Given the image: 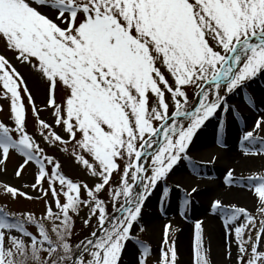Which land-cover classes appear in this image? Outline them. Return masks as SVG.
Here are the masks:
<instances>
[{"label": "snow or ice", "instance_id": "snow-or-ice-1", "mask_svg": "<svg viewBox=\"0 0 264 264\" xmlns=\"http://www.w3.org/2000/svg\"><path fill=\"white\" fill-rule=\"evenodd\" d=\"M0 45L38 77L53 118L40 117L26 77L0 53V96L10 114V123L0 121V172L19 154L15 176L35 165L34 182L24 187L41 194L0 182V264H124L130 243L134 264H148L151 246L133 229L153 191L164 184L163 211L167 178L191 161L190 146L206 122L220 116L219 132L229 113L239 116L232 96L243 91L256 109L246 90L264 76V0H0ZM25 98L43 142L71 149L93 185L69 178L29 133ZM262 133L264 114L243 132L245 155L264 157ZM224 184L253 197L252 210L221 198L210 204L224 228L225 257L264 264V170L238 176L228 168ZM197 191L185 193L183 214ZM41 197L40 216L7 203ZM82 208V223L92 230L73 243ZM174 236L165 225L156 264H179ZM190 264H213L201 220Z\"/></svg>", "mask_w": 264, "mask_h": 264}, {"label": "rangeland", "instance_id": "rangeland-1", "mask_svg": "<svg viewBox=\"0 0 264 264\" xmlns=\"http://www.w3.org/2000/svg\"><path fill=\"white\" fill-rule=\"evenodd\" d=\"M0 53L5 54L14 63L18 70L24 74L27 79L28 86L34 96V103L38 108L41 109L39 113L40 117L48 122H51L53 119L51 116V110L45 108L47 97L45 95L44 86L40 83L38 77H36L29 70V68L22 66L17 61H15L13 53L5 51L2 45H0ZM262 86H264V76H258L253 82H251L250 87L246 90L248 93L254 95L257 99L256 109L249 108L246 105L244 100L245 93L243 91L230 98L229 103L235 105L240 109L241 113H244L242 114L244 116L241 118L245 119L246 117L247 119L246 123H242L240 120L235 122L237 130L234 136L235 138H228V127L233 123V113H229L227 115L225 118V127L219 132L218 128L220 116H217L209 122H206V125L202 128V130H200L197 137L194 139L193 144L190 146L189 156L191 157V161H183L167 178V184L171 191L169 196L165 199L163 211L160 207V198L164 184L161 183L157 189L153 191L152 196L146 202V205L142 210V216L138 225H136L133 229L134 237L139 238L151 246L152 254L149 257L148 264H156V258L159 256L160 244L163 239L164 227L167 224H170L172 228L175 229L174 238L177 241L179 264H190V243L194 230V223L196 220L203 221L205 239L206 243L210 244L211 247V260L213 264H229L225 257V252L221 248V243H225L224 228L221 218L219 215L213 214L210 210L212 197L221 198L219 195H216L217 192L229 193L232 197H229L230 200L228 201L224 200L225 203H236L240 206L247 207L249 210L253 209V198L252 200H247L246 196H248L250 193L246 190L240 189L239 186H236L232 189L227 188V186L224 184V175L229 167L223 165L222 160L218 155L213 156L208 154V161L203 163H199L197 161H200L199 159L203 156V154L200 152L204 147L203 141L209 139L213 134L214 137L219 136L220 138L219 140L221 142L217 143L218 146H221L222 148L230 147V149L234 152L235 160L238 163L234 167L236 170V175L247 176L251 171L264 170V157L245 155L244 148L241 145V137L243 132L250 130L258 116L264 114V103L259 104L260 98L262 99V94L259 93ZM188 94L189 98L192 99V90H189ZM59 96L60 94L57 93L58 102ZM25 105L27 109V130L40 142L41 146L45 148V152L48 155L56 157L60 161L63 172L69 178H72L73 180H84L90 186L93 185L95 182L94 178H92L81 165H78L75 162L70 154L71 149H69V152H62L59 149L49 146L43 142L39 136V126L32 114L31 105L28 104L27 98H25ZM9 117V102L0 96V121L8 124L10 123ZM261 135H264V133ZM19 163H21V156L13 152L10 159L7 161L6 172H0V182H6L20 187L21 190L28 192L33 197L41 196L38 190H34L31 187H24L25 185H31L34 182L36 166H28L23 171L22 175L17 178L15 176V170ZM189 175L195 178L198 182L206 181V183H203V185H208V191L210 192V195L207 197V199H205L204 202H196L192 196V203L188 207L187 214L185 215L183 214V201L185 199V193L190 192L191 188L195 187L193 183L188 182L187 178ZM207 181L217 183L218 188L215 189L214 187H211L212 183H207ZM177 185L179 187H177ZM44 186L47 187L46 184ZM101 198L107 200V193H101ZM0 203H5V201L0 199ZM7 203L14 211H32L37 216L42 214L45 207L43 197L38 200L20 199L16 202L8 201ZM108 207L112 208L111 203L108 204ZM87 214L88 209L82 208L79 216L75 218V234L73 237V242L75 243L82 240L92 230L91 228L84 226L82 223V219L86 218ZM210 217L211 220L215 222V224L212 225V223L209 221ZM95 223L96 221L93 219L92 224L95 225ZM141 228L143 230H141ZM30 230L33 232L36 231L34 227H32ZM182 239H184V244L182 243L184 247L181 244ZM232 251L234 259L236 251L235 244L232 245ZM133 253L134 247L133 244L130 243L128 251L124 256V264H134Z\"/></svg>", "mask_w": 264, "mask_h": 264}, {"label": "bare ground", "instance_id": "bare-ground-1", "mask_svg": "<svg viewBox=\"0 0 264 264\" xmlns=\"http://www.w3.org/2000/svg\"><path fill=\"white\" fill-rule=\"evenodd\" d=\"M259 93L262 94V99L264 100V86H262L260 88ZM262 99L260 98L259 104H262V102H261V101H263ZM242 114H244V113L240 112L239 116L232 118L233 123L228 127L229 128V130H228V138L229 139L235 138L234 136L237 132L236 126H235L236 121L240 120L242 123H246L247 119H246V117H245V119H242L241 117L244 116ZM203 142H204V147L200 151L201 154H203V156L199 159L200 161H197V162L203 163V162L208 161L207 155L211 154L213 156L218 155L219 158L222 160L223 165H226L229 168H232V167L234 168L235 165L238 164L235 160V154L230 149V147L222 148L221 146H218V144H217L218 143V137L217 136L214 137V135L212 134V136L209 139H206ZM219 144H222V143H219ZM200 152H199V154H200ZM217 159H218V157H217ZM189 176L187 178L188 182L193 183L195 185V187L197 186V189H198V191L192 195L194 198V201L204 202L205 199H207V197L210 195V192L208 191V189H209L208 185H203V183H206V181L205 182H203V181L198 182L195 178H193L192 176H190V177ZM207 183H210V184L212 183L211 187H214L215 189L218 188L217 183L208 182V181H207ZM216 195H219L221 197V199L226 200V201L230 200L229 197H232L229 193H226V192H221V193L217 192ZM246 198H247V200H252L253 197L251 194H248V196H246ZM214 199H216V197H212V200H214ZM209 221L212 223V225L215 224V222L211 220V217L209 218ZM181 241H182L181 244L182 243L184 244V239H182ZM183 244H182V246H183ZM219 248H220V243H219ZM221 248L223 250H225V243H221Z\"/></svg>", "mask_w": 264, "mask_h": 264}, {"label": "trees", "instance_id": "trees-1", "mask_svg": "<svg viewBox=\"0 0 264 264\" xmlns=\"http://www.w3.org/2000/svg\"><path fill=\"white\" fill-rule=\"evenodd\" d=\"M108 209L111 210V208H109V207H108ZM73 243H75V242H73ZM76 243H77V242H76Z\"/></svg>", "mask_w": 264, "mask_h": 264}]
</instances>
